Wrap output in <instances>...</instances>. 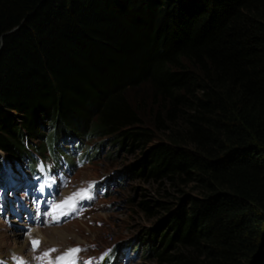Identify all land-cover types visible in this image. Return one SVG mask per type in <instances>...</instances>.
Returning a JSON list of instances; mask_svg holds the SVG:
<instances>
[{
	"label": "trees",
	"instance_id": "16d2710c",
	"mask_svg": "<svg viewBox=\"0 0 264 264\" xmlns=\"http://www.w3.org/2000/svg\"><path fill=\"white\" fill-rule=\"evenodd\" d=\"M118 135L199 192L160 203L161 262L264 264V0H0V150Z\"/></svg>",
	"mask_w": 264,
	"mask_h": 264
},
{
	"label": "rangeland",
	"instance_id": "374dc122",
	"mask_svg": "<svg viewBox=\"0 0 264 264\" xmlns=\"http://www.w3.org/2000/svg\"><path fill=\"white\" fill-rule=\"evenodd\" d=\"M144 89L135 93L137 98L147 94ZM51 131L52 126L46 125L42 133L45 135ZM156 135L154 143L163 138ZM31 143L32 147L40 148L37 152L44 158L41 150L44 149V140L34 139ZM73 144H67L70 145L72 164L65 163L62 156L59 167L48 175L53 180H63L65 185L61 186L59 193L65 195L64 191L68 189V198L83 190L89 191L90 198L76 204L75 210H81L83 206L85 209L76 218L67 214L60 223L48 225L40 218L47 213V206H39L31 196L26 199L28 194L17 189L23 185L26 190H31V194L37 192L32 184L26 185L27 179H23L29 177L28 169L35 174L37 166L41 165L32 152L23 153L24 161H14L22 178L1 171L0 264H26L28 260L33 264H49L61 252L75 248L81 249L76 256L77 264L89 259L87 264H166L156 256L163 243H152L148 235L163 227L164 219L169 215L160 203L169 202L176 206L189 195L199 194L195 184H173L166 178L149 176L145 168L141 170V163L148 159L145 155L147 148L121 139L120 135L87 137L82 147ZM51 149L48 145L47 151L51 153ZM87 151L91 152L87 154ZM0 155L2 160L4 154L1 151ZM1 162L3 166V160ZM48 191L53 194L49 188ZM37 227L44 232L51 228L65 237L56 242L58 245L51 244L54 233L49 232L47 240H44L35 234ZM30 239L40 241L35 252ZM157 239L161 240L160 237ZM21 243H29L23 251L24 256L16 254ZM118 245H122L120 249ZM170 249L175 252V249ZM113 253L117 255V261L113 260Z\"/></svg>",
	"mask_w": 264,
	"mask_h": 264
},
{
	"label": "bare ground",
	"instance_id": "6f19581e",
	"mask_svg": "<svg viewBox=\"0 0 264 264\" xmlns=\"http://www.w3.org/2000/svg\"><path fill=\"white\" fill-rule=\"evenodd\" d=\"M2 159H3V162H4V160H6V162H4V165H5V167L12 173V174H15V175H17V176H19V172L18 171H16L15 169H13V167L11 166V164L9 163V161H8V159H7V157H5L4 155L2 156ZM67 191H68V189L67 190H65L64 191V194L65 195H61L60 196V198H59V200L57 201V202H55V203H53L50 207H49V205H47L49 208H48V212L45 214V215H41V217L40 218H43V220L46 222V224H48V225H53V224H58V223H60L59 222V219L62 217V216H60L59 217V219L57 220V219H54V215H56V216H58L59 214L58 213H54L53 212V207L55 206V205H57V204H60V203H62L64 200H66L67 198H68V196H70V195H67L66 193H67ZM24 196H26V195H24ZM29 195H27L26 196V199H27V197H28ZM34 200L36 199V197H34L33 198ZM24 200L25 199H22V201L24 202ZM31 200H32V197H31ZM42 205L43 206H45V201L42 203ZM22 207H24V203H23V205H22ZM41 220V219H40ZM54 233V236L51 238V240H50V243L51 244H56V242L58 241V240H60V242H61V240H62V237L64 236L65 237V235L64 234H62L61 235V233L60 232H58V231H54V230H52L51 228L50 229H47V232H44L42 229H40V228H36V230H35V234L36 235H38V236H40L41 238H43L44 240H47V238H48V233ZM63 237V238H64ZM35 238H37V237H35ZM33 239V238H32ZM32 239H30V240H32ZM41 242H42V240L40 239V238H38ZM56 239V240H55ZM29 241V240H28ZM27 241V242H28ZM27 244H29V243H27ZM26 243H21V245H19V247H18V250H17V252H16V254H19V255H23L24 256V254H23V251H24V249H27V245ZM56 245H58V244H56ZM32 247V246H31ZM33 249V248H32ZM36 251V249H34V252ZM67 251H65V252H61L60 253V255H58V256H56V257H54V260H55V262L53 263V264H56V258L57 257H60V256H62L64 253H66ZM40 256H41V254H40ZM52 256H55V255H52ZM28 260V259H27ZM29 262H27L26 264H33V262L31 263V261L30 260H28ZM80 264H87V262H82V263H80Z\"/></svg>",
	"mask_w": 264,
	"mask_h": 264
},
{
	"label": "snow or ice",
	"instance_id": "6c2138e0",
	"mask_svg": "<svg viewBox=\"0 0 264 264\" xmlns=\"http://www.w3.org/2000/svg\"><path fill=\"white\" fill-rule=\"evenodd\" d=\"M40 171L43 172V165L39 166ZM47 183V181H45ZM44 184H41L39 187L40 191H43ZM89 191L83 190L81 192L75 193L72 197L67 198L62 203L57 204L53 207V212L58 213V216H54V219H59L60 216L67 215L70 211H74L76 208V204L79 200L89 199ZM33 249L39 247L40 241L39 240H32L31 241ZM52 251H56L53 249ZM81 251L79 248L70 249L62 256L56 258V264H76V256ZM46 256L49 254H45ZM51 264V262H49Z\"/></svg>",
	"mask_w": 264,
	"mask_h": 264
}]
</instances>
